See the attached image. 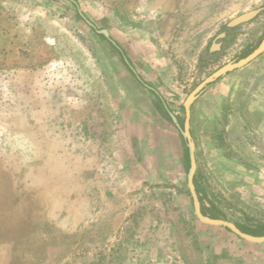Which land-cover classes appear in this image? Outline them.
Segmentation results:
<instances>
[{"label":"rangeland","instance_id":"374dc122","mask_svg":"<svg viewBox=\"0 0 264 264\" xmlns=\"http://www.w3.org/2000/svg\"><path fill=\"white\" fill-rule=\"evenodd\" d=\"M263 38L264 0H0V264H264L195 215L169 120ZM191 109L203 204L264 224V52Z\"/></svg>","mask_w":264,"mask_h":264},{"label":"water","instance_id":"95a60500","mask_svg":"<svg viewBox=\"0 0 264 264\" xmlns=\"http://www.w3.org/2000/svg\"><path fill=\"white\" fill-rule=\"evenodd\" d=\"M261 9L262 8L250 10L248 12H245V13L233 18L226 25V27H235V26H237L243 22L251 20L252 18H254L258 14V12ZM82 16H84V15H82ZM84 18L86 19V21L90 25H92L94 27V24L88 18H86L85 16H84ZM97 32L103 34L105 37H107L109 40H111V42H113V44H116L115 41H113L112 38L110 37V33L107 29H100V30H97ZM214 47H216V46L212 45L211 50H210L211 53L213 50H215ZM263 52H264V38L261 41V43L258 45V47H256L247 56L240 58L237 61H231V62L224 64L223 66H221L220 68H218L217 70L212 72L210 75H208L206 78H204L189 93V95L187 96V98L184 101L183 105H184V109H185V119H184L183 128L181 127L180 122H179L176 114H174L172 111L169 110V115H170L172 121L180 128L181 134H182L183 138L185 139L186 144H187V148H188L190 166H189L188 173H187V186H188L191 198H192L193 209H194L195 215L203 223L215 225V226L226 227L229 230H231L232 232H234L236 235H238L239 237H241L247 241L255 242V243H263L264 242V235L258 236V235L249 234V233L241 230L237 226V224H235L232 221H229V220L223 219V218H211V217H208V216L203 214L199 194H198L196 187H195V184H194V177H195V173L197 170V157H196V144H195L194 138L192 136L190 127H191L192 104L204 92V90L210 84L214 83L219 78L226 75L227 73L247 65L252 60H254L259 55H261ZM126 61H127L128 65L130 66V68L133 70V72L136 73L133 65L130 64L128 60H126ZM148 87L153 89L151 86H148Z\"/></svg>","mask_w":264,"mask_h":264},{"label":"trees","instance_id":"16d2710c","mask_svg":"<svg viewBox=\"0 0 264 264\" xmlns=\"http://www.w3.org/2000/svg\"><path fill=\"white\" fill-rule=\"evenodd\" d=\"M245 56H243V57H245ZM177 117L179 119V116H177ZM169 120L172 122V119H171L170 116H169ZM179 121H180L181 126L183 127V121H181L180 119H179ZM185 151H186V168L188 169L189 168V165H190V163H189V157H188V149L186 148ZM194 184H195L196 190H197V192L199 194V198H200V201H201V206H202V212H203V214L206 215V216H208V217H211V218H220L221 215L214 214V213L209 212L210 211V208H207L203 204V201H202L203 200L202 188H201L200 184L198 183V180H197V176L196 175L194 177ZM237 226L241 230H243L244 232H247L249 234L258 235V236L264 235V224H259L258 226L253 227V228L243 227V226H241L239 224H237Z\"/></svg>","mask_w":264,"mask_h":264},{"label":"flooded vegetation","instance_id":"af4514ba","mask_svg":"<svg viewBox=\"0 0 264 264\" xmlns=\"http://www.w3.org/2000/svg\"><path fill=\"white\" fill-rule=\"evenodd\" d=\"M232 28V27H231ZM228 30L224 32V34L222 35L223 38L216 40L212 45H215L216 47H214V49H219L224 42L226 41L225 38H228Z\"/></svg>","mask_w":264,"mask_h":264},{"label":"crops","instance_id":"0c3cea01","mask_svg":"<svg viewBox=\"0 0 264 264\" xmlns=\"http://www.w3.org/2000/svg\"><path fill=\"white\" fill-rule=\"evenodd\" d=\"M253 243H255V242H253ZM259 245H261V246H259V247L264 248V242H263V243H260ZM256 248H257V246H255V247L253 248V253H254V254H256L257 251H258V250H256Z\"/></svg>","mask_w":264,"mask_h":264}]
</instances>
